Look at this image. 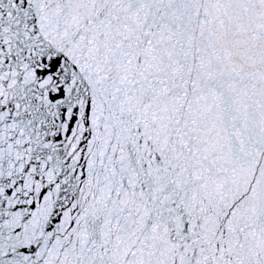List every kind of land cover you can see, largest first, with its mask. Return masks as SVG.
Segmentation results:
<instances>
[{
  "label": "snow or ice",
  "instance_id": "1",
  "mask_svg": "<svg viewBox=\"0 0 264 264\" xmlns=\"http://www.w3.org/2000/svg\"><path fill=\"white\" fill-rule=\"evenodd\" d=\"M0 264H264V0H0Z\"/></svg>",
  "mask_w": 264,
  "mask_h": 264
}]
</instances>
